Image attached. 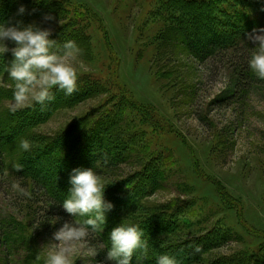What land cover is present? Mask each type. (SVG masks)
<instances>
[{
    "label": "rangeland",
    "instance_id": "374dc122",
    "mask_svg": "<svg viewBox=\"0 0 264 264\" xmlns=\"http://www.w3.org/2000/svg\"><path fill=\"white\" fill-rule=\"evenodd\" d=\"M61 1L69 7L66 20L53 15V22L42 23L43 16H34L29 23L51 27L59 43L63 35L56 33L65 24L80 29L77 40L66 33V40L81 50L73 100L56 91L55 100L45 106L11 113L14 82L5 72L11 61L4 57H13H0V135L5 143L0 264H44L43 244L59 228L50 220L60 215L33 182L46 160L60 164L48 168L53 173L94 167L109 184L105 197L115 205L107 214L113 225L108 229L107 219L102 235L107 237L123 220L139 223L151 215L145 232L151 264L161 253L174 255L180 264H264V87L229 107L211 105L229 88L241 55V62H249L255 49L246 34L264 27V0H193L186 5L174 0L187 8L181 13L193 22L189 28L195 42L205 23L215 33L222 28L238 46L206 63L177 35L174 18L181 16L173 12L181 10L173 0ZM88 84L91 91H80ZM101 124L108 126L95 132L105 138L102 149L112 160L94 166L90 145L84 144L83 151L74 146ZM21 139L33 142L31 153L19 150ZM16 163L24 165L22 172L13 169ZM63 174L52 178L63 180ZM13 180H20L31 198L12 192ZM136 188L140 202L128 212ZM122 199L127 203L121 204ZM163 223L173 230L160 226L158 232ZM193 243L201 247L199 253L189 247Z\"/></svg>",
    "mask_w": 264,
    "mask_h": 264
},
{
    "label": "clouds",
    "instance_id": "9594fccd",
    "mask_svg": "<svg viewBox=\"0 0 264 264\" xmlns=\"http://www.w3.org/2000/svg\"><path fill=\"white\" fill-rule=\"evenodd\" d=\"M40 3L41 0H33ZM27 5L20 3L15 17L34 14ZM10 19L0 22V57L11 53L13 59L5 66L7 77L14 82L12 103L8 106L15 114L37 105L45 106L55 100L56 91L65 96H72L79 90V74L75 61L81 50L74 40L62 44L53 37V29L40 23H27L23 19ZM55 20L51 13H45L42 23ZM247 41L254 45L249 60L250 69L260 79H264V27L254 28L246 34ZM18 148L23 153H31L33 142L21 139ZM16 172H22L24 165L13 164ZM22 179V178H21ZM70 189L62 202L63 210L71 217L65 220L43 244L44 264H80L86 260H97L104 253L98 264H143L149 256V242L145 230L135 223L124 220L113 227L108 234L109 246L103 242L92 243L95 235L103 234L107 224L108 213L115 205L106 199V184L101 175L93 168H75L70 175ZM11 191L20 197L31 198L32 193L22 185L20 180H13ZM59 217L50 222L55 225ZM195 253L201 247L190 244ZM155 264H180V261L168 253L155 257Z\"/></svg>",
    "mask_w": 264,
    "mask_h": 264
},
{
    "label": "trees",
    "instance_id": "16d2710c",
    "mask_svg": "<svg viewBox=\"0 0 264 264\" xmlns=\"http://www.w3.org/2000/svg\"><path fill=\"white\" fill-rule=\"evenodd\" d=\"M9 1V4H6L5 2ZM174 1V0H173ZM180 4L181 2H183L185 5L186 3L189 4L191 1L193 0H179ZM211 3L214 0H208ZM177 1H174L175 6H177V11L181 10L178 12H173L174 14L180 15L181 17L177 18L175 17L174 19H176L175 25H179L180 28L179 31L177 32L178 36H181L182 40H183V44L186 45V48L188 49V51L201 63H206L208 60L214 59L217 57L218 54L225 52V51H233L236 52L238 49L237 45H233L234 40L232 39L231 36H229L222 28L220 30V32L215 33V29L212 30L211 27H208L205 25V23L203 24V27H201L199 29V34H198V30L196 31V34L198 36L197 42H195V36L192 33V31L190 30L189 26H192L191 19H189L188 17H186V15H184L181 12H184L185 10H187L186 7L181 6L179 3H176ZM17 8L19 7L20 3H23L25 5H27L29 11L31 12L32 9H36L37 11L34 14L31 15H25L24 17H15V13H16V9H15V5H17ZM66 3V2H65ZM264 7V4H263ZM62 9V10H61ZM69 7H65L64 3L61 0H41L40 3H34L33 0H0V22H7L8 19H12V18H16V19H23L25 24L29 23L32 20L37 19L38 16H43L45 13H51L52 15H57L60 19L66 20V14H68L69 12ZM172 11V10H171ZM172 13V12H171ZM37 16V17H34ZM263 17H264V11H263ZM174 22V21H172ZM67 27H69V24H65L56 34L59 35H63V38H61L62 43L66 40V33H69L68 35H70L71 38H73L74 40H77L79 38V35H81V31L80 29H77L75 27V25L72 26V28H76L73 30L68 29ZM223 27V26H221ZM68 29V30H67ZM192 34V35H191ZM56 36V35H55ZM54 36V37H55ZM78 37V38H77ZM193 37V38H192ZM61 40H59L61 42ZM59 43V42H58ZM60 43V44H62ZM237 46V47H236ZM245 51V49L243 50ZM237 53H240L239 51ZM242 59H244L245 56L241 55ZM240 57V58H241ZM239 58V62L236 63L238 66L235 67L233 75H232V82L229 86V88L219 97H217L212 103L211 105H218V106H231L233 103L237 102L238 100L243 99L244 97L246 98V95L249 94L253 89L255 88H260V87H264V79H260L256 76V74L250 69L249 67V62L248 61H243L241 62ZM5 60L8 61H12V59H7L6 56L4 57ZM79 83V82H78ZM89 87H80V91H91L93 89V87L88 84ZM64 98V97H63ZM73 96L70 99L73 100ZM3 123V121L1 122ZM107 124H101L99 126L96 127H92L91 130L89 132L86 133V137H88V140L85 141V139H82L81 142H78L76 146H74V149L76 151H83L82 146L85 144V148L86 145L89 144V148L92 150V158H91V163H93L94 166H96L95 164L98 163H108L110 162L112 159L109 158V154L106 153V150H103L102 147L105 144V138L100 136V134L98 135V133H96L95 131L98 129V131H101L100 129H103L104 127H107ZM112 128V126H111ZM110 128V129H111ZM116 128V127H114ZM103 131V130H102ZM1 132V129H0ZM2 135H0V181L1 179L4 177V172H5V163H4V158H3V149L5 147V143L3 142L2 139ZM91 145L94 146V148H91ZM71 151L69 153V155H72ZM63 156H61V158L58 156L59 161H62L63 164L66 163L65 159L67 158H62ZM74 159V160H73ZM71 161L74 163L75 158H73ZM49 162L46 160L45 161V165L43 169V171H39L40 174H33V182H35V185L38 187L39 191L43 192L44 196L47 198V201L53 206V207H57L58 211H59V218L60 220L57 222V224H55L56 228L61 227L63 222L65 220L71 219V217L63 210L62 208V202L63 200L66 198L69 188H70V183L68 184V182L70 181V175L72 172L68 171L66 169V171L61 172V171H57L55 173H53V171L55 170H51L48 169L49 167L54 168V166L58 167V165H60L57 162H51L52 164L49 166ZM90 162V161H89ZM76 164H74L75 166ZM64 166V165H63ZM78 166V165H77ZM92 166V164L90 165ZM38 170H40V167H37ZM28 170L27 168L25 169V171ZM46 170V171H45ZM57 170V169H56ZM32 172V171H31ZM56 173H58L59 175L63 174V180L57 179V178H52L54 177V175H56ZM58 176V175H57ZM67 186V187H65ZM138 188H136V190L133 192L132 197H130V203H131V207H127V209H132L128 212L133 211L137 206L138 203L140 202V199H138V197H136ZM122 201L125 202L126 199H122L121 200V204ZM127 202H125L124 204H126ZM48 218V216H47ZM151 218V215H149L147 218H142L140 220H142V222L139 223H135V224H139L146 233H149L150 228H146V225L148 224L149 220ZM110 220L111 218H108V223L107 227L108 229H110L113 225V223L110 225ZM160 226H164L163 229H165L167 227V230H173L170 227H168V225L166 223L160 224L158 227V232H161V227ZM108 234L107 233V237L102 235V234H97L96 236V241L97 243L99 242H103L105 247L109 246L110 242L107 240L108 238ZM160 237H162V235H160ZM149 238V236H147V239ZM169 238H165L164 243L166 241H168ZM161 246V245H160ZM170 245H168L169 247ZM150 254H153V252H149ZM104 258V253H101L98 257L97 260L93 261V264H98L99 260H103ZM153 261V260H152ZM231 264H233L234 262H230ZM143 264H151L149 258H147L146 260L143 261ZM153 264V263H152Z\"/></svg>",
    "mask_w": 264,
    "mask_h": 264
}]
</instances>
